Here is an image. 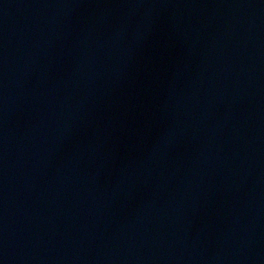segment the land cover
I'll return each mask as SVG.
<instances>
[{
	"label": "water",
	"instance_id": "obj_1",
	"mask_svg": "<svg viewBox=\"0 0 264 264\" xmlns=\"http://www.w3.org/2000/svg\"><path fill=\"white\" fill-rule=\"evenodd\" d=\"M0 264H264V0H0Z\"/></svg>",
	"mask_w": 264,
	"mask_h": 264
}]
</instances>
